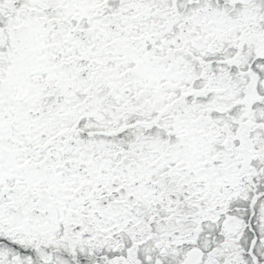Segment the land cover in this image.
<instances>
[{
    "label": "snow or ice",
    "instance_id": "6c2138e0",
    "mask_svg": "<svg viewBox=\"0 0 264 264\" xmlns=\"http://www.w3.org/2000/svg\"><path fill=\"white\" fill-rule=\"evenodd\" d=\"M0 264H264V0H0Z\"/></svg>",
    "mask_w": 264,
    "mask_h": 264
}]
</instances>
